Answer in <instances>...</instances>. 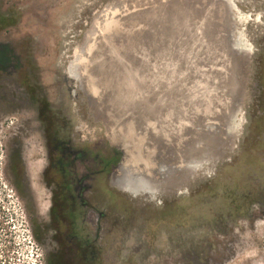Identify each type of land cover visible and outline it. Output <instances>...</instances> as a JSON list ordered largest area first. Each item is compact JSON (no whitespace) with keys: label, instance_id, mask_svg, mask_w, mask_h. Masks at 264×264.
<instances>
[{"label":"rangeland","instance_id":"obj_1","mask_svg":"<svg viewBox=\"0 0 264 264\" xmlns=\"http://www.w3.org/2000/svg\"><path fill=\"white\" fill-rule=\"evenodd\" d=\"M151 1L0 0V13L14 19L0 28V48L8 57L0 66V213L7 217V227H0V264H48L61 250L51 209L68 180L74 182L70 205L80 214L82 235L98 246L99 264H264V0L231 5L234 38L242 31L252 46L237 119L242 125L231 148L215 165L196 170L181 192L137 193L125 186L131 194L114 176L125 160L122 170L139 166L114 138L117 131L124 136L117 114L106 125L81 73L92 37L107 23L118 29L124 15ZM224 52L218 50V61L231 70ZM79 59H84L80 69ZM44 98L60 130L62 153L48 145V125L39 110ZM48 147L52 158L71 164L51 183ZM18 153L22 179L11 168ZM111 157L118 160L107 170L103 160ZM166 204L175 210L163 215Z\"/></svg>","mask_w":264,"mask_h":264},{"label":"water","instance_id":"obj_2","mask_svg":"<svg viewBox=\"0 0 264 264\" xmlns=\"http://www.w3.org/2000/svg\"><path fill=\"white\" fill-rule=\"evenodd\" d=\"M226 1L152 0L148 6L124 15L125 25L118 29L107 23L86 49L82 76L91 94V105L97 113H116L124 135L143 141V153L151 156L155 165L153 182L163 190L162 194L187 187L197 170V164L185 156L187 147L199 153L198 164L215 165L237 136L230 133L229 125L245 100L251 58L235 44L237 25ZM169 35L172 38L168 39ZM158 43H162L160 52ZM168 47L174 52L169 56L172 67H156V56ZM201 48L214 49L215 53L224 49L226 58L236 62L231 81H218L217 77L230 75V70L225 69L223 74L210 72L215 60L201 57ZM183 74L186 77L181 80L179 75ZM164 75L167 82L157 81ZM94 88H99L98 94L93 93ZM216 94L222 98L213 105L207 97L215 99ZM228 104L232 106L231 113ZM205 105L217 112L212 118L202 112ZM173 113H188V122L181 123ZM214 141L220 142L210 148ZM208 152L212 153V162L206 161Z\"/></svg>","mask_w":264,"mask_h":264},{"label":"trees","instance_id":"obj_3","mask_svg":"<svg viewBox=\"0 0 264 264\" xmlns=\"http://www.w3.org/2000/svg\"><path fill=\"white\" fill-rule=\"evenodd\" d=\"M14 19L11 17H7L6 15L0 13V28L12 24ZM7 54L4 48H0V66L6 63ZM51 109L50 102L47 98H44L41 101L40 106V117L44 122L47 123V136H48V145L53 144V147L56 145L57 150L62 152L64 148L58 145V140L60 139V130L58 125H56V121L53 120V114L49 113ZM53 151V150H52ZM51 151V152H52ZM118 158L111 157L105 158L104 163L107 170L110 169L111 165L116 162ZM52 170L54 171L52 174L54 177L49 179L51 183L52 180L56 179V176H59L60 173L65 172L66 166H69L70 163H65L62 158H52ZM13 175L16 178L22 179L25 175V168L23 164V160L18 153L14 156L12 164H11ZM64 168V170H63ZM49 170L45 173L48 174ZM57 175H55L56 173ZM60 172V173H59ZM73 185H71L70 181H65L64 184L61 185V188L55 193L53 198L52 205V217L55 225V229L58 236V241L61 242L62 248L57 253H52L48 260V264H99L101 262L99 254L97 252L98 246L91 245V242L88 236L82 235L83 230L78 225V221L80 219V214L76 208L70 205V194H72ZM111 197H118V193L116 191L110 190ZM172 210H175L173 206L170 204L165 205V209L163 210V215L168 214ZM2 209L0 208V212ZM80 211V210H79ZM7 218L3 214L0 213V227L4 229L7 227L4 219ZM8 232V229H7ZM71 240V242H69ZM69 255H72L71 257Z\"/></svg>","mask_w":264,"mask_h":264},{"label":"bare ground","instance_id":"obj_4","mask_svg":"<svg viewBox=\"0 0 264 264\" xmlns=\"http://www.w3.org/2000/svg\"><path fill=\"white\" fill-rule=\"evenodd\" d=\"M227 3H230L229 5H233V3H235V0H227L226 1ZM236 5V4H235ZM240 18V21H242V22H244L246 19H247V17L243 14L241 17H239ZM200 37V36H199ZM199 37H197L196 38V43H198L199 41H198V39H199ZM168 39L169 38H171L170 36L169 37H167ZM195 41V40H194ZM235 44L236 45H238L241 49H243L246 53L248 52V54L250 53V51L252 50V46L247 42V39L244 37V35H243V32L241 31L240 33H239V35L237 36V38L235 39ZM157 46V45H156ZM162 46V43H158V52H160V51H162L163 50V48L161 47ZM160 47V48H159ZM198 47V46H197ZM186 48V47H185ZM213 50L214 49H210V48H208V50L207 51H205V49H203V48H201V57H203L204 59H209V57H211V58H213L214 60H215V62H214V65H212V67L210 68V72H213V74H215V73H217V74H219V73H222L226 68H225V66L224 67H222V65H221V62H222V58H221V61L219 60L218 61V56H219V53L218 52H213ZM170 52H172V51H170V48L168 47V49H166L165 51H163L162 53H160V54H158L157 56H156V58L159 60V62H157V64H156V67H159L160 66V68L161 67H165V68H167L168 69V67L169 68H171L172 67V64H171V62L169 61V56H171L170 55ZM172 54V53H171ZM203 55V56H202ZM220 58V57H219ZM210 60V59H209ZM79 62H78V68L80 69V67H81V63H82V61H84V59H79L78 60ZM176 62V61H175ZM85 64V63H84ZM235 65V66H234ZM234 66V67H233ZM76 68V67H75ZM174 68H175V66H174ZM234 68H236V62L235 63H232L231 62V70H230V73H231V75L233 74V69ZM177 69V68H176ZM158 70V69H157ZM158 71H160V70H158ZM78 72H79V76H80V70H78ZM225 72V71H224ZM178 73V72H177ZM82 74V73H81ZM182 74V73H181ZM223 74V73H222ZM179 76H182V78H181V80H184L185 79V77H186V75L185 74H183V75H179ZM223 76H224V74H223ZM219 76V77H217L218 78V81H223V80H226V76ZM211 78V77H210ZM167 78H166V75H164V77L162 78L161 76H159V78L157 79V81H165V82H167ZM170 80V83H172L173 82V78H171V79H169ZM214 80V78H212V80L211 81H213ZM181 82H184V81H181ZM128 82H126V84H127ZM200 81H199V85H200ZM202 84V83H201ZM205 84V83H204ZM103 89H105V85H103V87H102ZM131 88V86H127V89H130ZM97 90H93L92 89V91H93V93L94 94H98L99 93V88H96ZM219 94H216V95H214L215 96V99H214V97H212V96H210V97H207V98H210L209 100H210V103L211 104H213V105H216L215 104V102H217V103H219L220 101H221V98L222 97H219L218 96ZM198 97V96H197ZM193 100V99H192ZM210 105V104H209ZM192 107H193V105H191ZM228 109H229V112L231 113V109H232V106L230 107V106H228L227 107ZM226 108V109H227ZM228 111V110H227ZM227 111H225V112H227ZM233 111V110H232ZM202 112H204V113H206V115H210V117L212 118V114L214 115V113H217L216 111L214 112H211V109L207 106V105H205V107H204V109L202 110ZM209 112H211V113H209ZM228 112V113H229ZM104 115H105V118H106V121H105V123H106V125H110V124H112V122H113V118H112V115H110L111 113H103ZM174 115H175V118H178L179 120H181L182 122L181 123H185V122H188V118L186 117V115H188V113H173ZM238 114H242L241 112H240V109L238 110V112L236 113L235 112V114L233 115V119H232V123L229 125V131H230V133H233V134H238V132H239V128H240V126L242 125V123L241 122H237V119H238ZM114 115V114H113ZM168 115L169 116H173L172 115V113H168ZM230 116V115H229ZM171 120V119H170ZM112 121V122H111ZM117 121V120H116ZM241 121H242V119H241ZM191 122V121H190ZM208 122H210V121H208ZM115 123V122H114ZM116 124V123H115ZM170 124V123H169ZM114 131V130H113ZM110 132V131H109ZM111 133V132H110ZM130 133V132H129ZM119 135L120 134H118V131L115 133V136H114V138L115 137H118V139L116 140V142L118 141V143H119V145L125 150V153H127V154H131V160H132V162H133V164L134 165H136L137 167H138V169L137 170H135V169H132V167L130 168L129 166H127L129 169H124L125 171H124V174L120 177V178H117V183L119 182L122 186H120V188H122V189H124V190H127V189H125V186H128V187H132V186H134V190L132 191V192H140L141 190H144V191H149V192H151V193H155V194H157V193H159V194H162L163 192V190L162 189H160L158 186H155V184H154V182H153V179H154V177L156 176L155 175V172H153V169H154V163H151V161H150V159H152V157L150 156V158L149 157H147V156H145L146 154H144L143 152H144V149H143V141L142 140H136V139H134L133 137V135H130V134H126V135H124V136H122L121 137V139H120V137H119ZM216 139V138H215ZM159 143H160V141L159 140H157ZM114 142V141H113ZM220 141H217V142H215L214 141V143L213 142H211L210 144H209V146H210V148H212V147H215L216 145H218V143H219ZM114 144V143H113ZM208 145V144H207ZM206 145V146H207ZM119 149V148H118ZM190 148L189 147H187V150H185V152H186V158L188 159V161L189 162H193L194 161V163H192V164H197V166H198V168H197V170H200L201 168H205V167H208L209 166V163H201V164H198L199 163V157H200V155H199V153H197L196 151H192V150H189ZM199 152V151H198ZM152 153V151L151 150H149L148 151V155H150ZM208 154V156L207 157H205L206 158V161L207 162H210V156L212 155V153H207ZM166 156V155H165ZM184 156V154H182L181 153V157H185ZM164 158H166V157H164ZM198 158V159H197ZM130 160V161H131ZM122 161V160H121ZM129 161L127 160H125V162H123L122 164H120V165H122L123 166V164H124V167H126V165H127V163H128ZM131 162V163H132ZM197 162V163H196ZM121 163V162H120ZM130 163V164H131ZM141 164H143V166H140ZM118 166V170L119 169H121V166ZM132 165V164H131ZM135 167V166H134ZM195 176V175H194ZM130 177H131V179H133L132 181H133V184H131L132 182L131 181H129V179H130ZM124 179H126V180H124ZM128 179V180H127ZM137 184H139V185H137ZM119 185V184H118ZM137 185V189H139V191L138 190H136L135 189V186ZM131 191V190H130ZM178 192H181V191H178Z\"/></svg>","mask_w":264,"mask_h":264},{"label":"flooded vegetation","instance_id":"obj_5","mask_svg":"<svg viewBox=\"0 0 264 264\" xmlns=\"http://www.w3.org/2000/svg\"><path fill=\"white\" fill-rule=\"evenodd\" d=\"M49 148V147H48ZM58 151V150H57ZM59 152V151H58ZM57 152V153H58ZM56 153V154H57ZM62 153V152H61ZM58 155V154H57ZM80 155H82V153H80ZM53 157V155H52V153H51V150H50V148H49V158L51 159ZM63 159V158H62ZM105 159V158H104ZM103 162H104V160H103ZM66 163V162H65ZM71 165V164H70ZM125 168H123V170H122V168L121 169H119L118 170V173L117 174H115V179H117V178H120L123 174H124V170ZM63 170H64V168H63ZM67 169L65 168V171H66ZM70 181V183H71V185H73L74 184V182L72 181V180H69Z\"/></svg>","mask_w":264,"mask_h":264}]
</instances>
